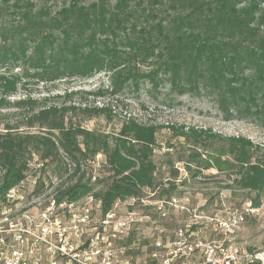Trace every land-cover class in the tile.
<instances>
[{
    "label": "trees",
    "instance_id": "1",
    "mask_svg": "<svg viewBox=\"0 0 264 264\" xmlns=\"http://www.w3.org/2000/svg\"><path fill=\"white\" fill-rule=\"evenodd\" d=\"M23 66L50 82L104 73L107 86L102 81L78 90L94 99L165 79L181 94L213 97L226 119L247 117L264 127V0H70L56 10L35 0H0V109L14 107L23 116L0 121V198L35 175L36 157L47 176L39 178L35 196L49 188L57 200L93 193L104 212L118 200L144 195L146 188L159 186L161 196H171L186 181L177 183L180 171L171 161L172 176H157L156 126L131 116L111 145L110 136L83 125L96 116L112 117L108 104H48L51 96L31 95L11 104L20 82L14 70ZM168 127L188 146L179 158L187 173L215 170L248 189L264 184V160L250 139ZM99 152L106 153L108 176L94 181L85 172L69 174L65 157L88 160Z\"/></svg>",
    "mask_w": 264,
    "mask_h": 264
},
{
    "label": "built area",
    "instance_id": "2",
    "mask_svg": "<svg viewBox=\"0 0 264 264\" xmlns=\"http://www.w3.org/2000/svg\"><path fill=\"white\" fill-rule=\"evenodd\" d=\"M65 161L69 174L85 172L94 181L104 165L100 153ZM32 164L45 165L37 157ZM38 178L29 174L0 198V264H140L139 258L147 264H264V248L238 242L243 212L224 202L222 214L203 215L185 190L161 196L157 186L104 212L93 193L57 200L49 188L35 196ZM175 212L190 214L191 222L168 234ZM208 226L213 234L204 237L202 227Z\"/></svg>",
    "mask_w": 264,
    "mask_h": 264
},
{
    "label": "rangeland",
    "instance_id": "3",
    "mask_svg": "<svg viewBox=\"0 0 264 264\" xmlns=\"http://www.w3.org/2000/svg\"><path fill=\"white\" fill-rule=\"evenodd\" d=\"M35 1L38 6H47L52 10H56L70 2V0ZM92 1L94 0H82L86 4ZM150 66L145 65L144 69ZM14 72L20 74V82L18 93L10 97L11 104L26 95L35 98L51 96L48 104L60 105L65 101L67 104L81 102L99 106L108 104L113 111L112 117L96 116L85 120L83 125L88 129H97L110 136L111 145L114 144V138L123 136L125 121L131 116L138 123L156 126L157 129L154 134L156 147L154 148L153 158L157 164V176L159 178L172 176L173 166L171 162H173L174 168L180 171L179 176L182 181H186L185 185L177 187L174 193L180 194L184 190L189 193L191 201L194 202V205L200 207L203 215L222 214L224 211L223 202L227 206L241 210L243 218L241 227L237 232L238 242L252 248H264V184L256 189H248L237 183L233 177L228 178L224 173L219 174L215 170L206 171L198 176L187 173L179 158L182 150L187 149L189 152L188 146L184 145L183 147L182 143H185V140L174 137L171 127H168L169 125L181 128L185 126L186 131L189 128H202L212 130V132L223 136L245 137L253 142L256 155L264 160V127L255 120L247 117L226 119L225 114L220 110L213 97L206 94H181L175 91L171 83L165 79L157 84L144 80L140 82L138 88L135 85H130L117 96L108 94L110 96L105 99H94L92 96L87 97L80 94L78 90L96 88L102 81L107 86V76L104 73H98L90 78L74 76L50 82L40 80L34 71L27 69L26 66L17 68ZM66 91H77L78 93L68 99L64 96ZM0 111L8 112L5 116H0L2 122L22 121L23 116L21 113L16 112L14 107L0 109ZM169 144H173L174 147L170 148ZM99 153L103 156L104 165L97 174L102 178L108 176L109 171L106 153ZM32 172L38 174L39 178L43 180L47 176V172L36 169V167ZM100 186L97 185L98 188ZM254 199L258 200L257 206L254 205ZM190 222V214L175 212L167 225L168 234H172L177 225L189 224ZM151 228L149 227L146 231L149 232ZM202 230L204 237L213 234L211 226L202 227ZM139 259L140 264H147L141 258Z\"/></svg>",
    "mask_w": 264,
    "mask_h": 264
}]
</instances>
